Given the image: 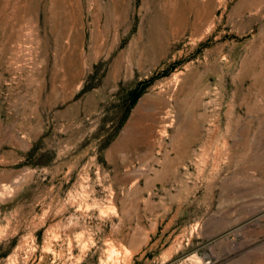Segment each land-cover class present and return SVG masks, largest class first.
I'll return each instance as SVG.
<instances>
[{"label":"rangeland","instance_id":"374dc122","mask_svg":"<svg viewBox=\"0 0 264 264\" xmlns=\"http://www.w3.org/2000/svg\"><path fill=\"white\" fill-rule=\"evenodd\" d=\"M0 264H264V0H0Z\"/></svg>","mask_w":264,"mask_h":264},{"label":"trees","instance_id":"16d2710c","mask_svg":"<svg viewBox=\"0 0 264 264\" xmlns=\"http://www.w3.org/2000/svg\"><path fill=\"white\" fill-rule=\"evenodd\" d=\"M152 79L146 81L137 82L131 89L126 92V99H127V107L125 109L124 115L121 117V120L125 118V115L128 109L135 103V101L139 98L142 94L145 87L151 82Z\"/></svg>","mask_w":264,"mask_h":264}]
</instances>
